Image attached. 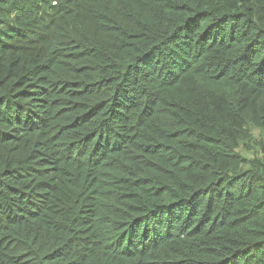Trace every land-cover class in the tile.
<instances>
[{
  "label": "trees",
  "instance_id": "obj_1",
  "mask_svg": "<svg viewBox=\"0 0 264 264\" xmlns=\"http://www.w3.org/2000/svg\"><path fill=\"white\" fill-rule=\"evenodd\" d=\"M0 264H264V0H0Z\"/></svg>",
  "mask_w": 264,
  "mask_h": 264
}]
</instances>
